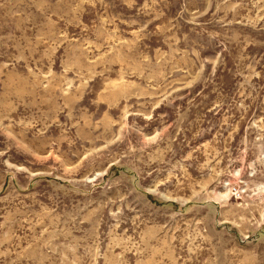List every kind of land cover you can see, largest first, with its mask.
Listing matches in <instances>:
<instances>
[{
	"label": "rangeland",
	"instance_id": "obj_1",
	"mask_svg": "<svg viewBox=\"0 0 264 264\" xmlns=\"http://www.w3.org/2000/svg\"><path fill=\"white\" fill-rule=\"evenodd\" d=\"M0 264H264V0H0Z\"/></svg>",
	"mask_w": 264,
	"mask_h": 264
}]
</instances>
